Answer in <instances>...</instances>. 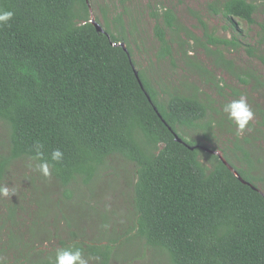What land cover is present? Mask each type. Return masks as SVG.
I'll return each mask as SVG.
<instances>
[{
  "label": "trees",
  "instance_id": "obj_1",
  "mask_svg": "<svg viewBox=\"0 0 264 264\" xmlns=\"http://www.w3.org/2000/svg\"><path fill=\"white\" fill-rule=\"evenodd\" d=\"M259 1L214 0L208 8L232 23L252 25L258 8L264 14ZM0 10L14 13L0 25V121L8 128V142L0 144V184L14 161L32 160L37 143L61 187L78 179L87 185L110 156L120 155L135 165L131 237L164 251L171 264H264V195L255 179L226 152L222 159L180 133L200 128L207 106L195 95L160 100L135 67L120 19L116 35L105 26V34L98 33L89 0H0ZM161 18L163 25L154 28L157 56L171 57L166 30L177 31L176 17L166 10ZM199 22L206 53L230 66L221 49L236 48L235 40L214 37ZM257 35L263 43L264 22ZM111 43H124L128 53ZM248 54L254 57L253 49ZM239 81L264 87V79L252 74ZM54 149L64 154L59 162L51 160ZM60 246L82 248L95 259L92 264H109L111 258L112 245ZM55 251L29 254L36 259L29 263L26 257L22 264H52Z\"/></svg>",
  "mask_w": 264,
  "mask_h": 264
},
{
  "label": "rangeland",
  "instance_id": "obj_2",
  "mask_svg": "<svg viewBox=\"0 0 264 264\" xmlns=\"http://www.w3.org/2000/svg\"><path fill=\"white\" fill-rule=\"evenodd\" d=\"M89 1L90 19L97 20L109 32L116 35L117 20H121L135 67L156 89L160 100L170 94L195 95L207 106L200 128H184L180 133L187 140L213 148L222 159L226 152L237 168L248 171L264 195V87L239 81L250 74L264 79V42L260 43L257 35L259 24L264 22L261 7L253 16L255 23L248 25L239 19L232 23L222 15L212 14L208 6L214 0ZM248 1L261 5L259 0ZM158 8L170 10L176 17L177 31L166 30L171 57L157 56L160 44L154 28L157 22L163 25L164 13ZM199 20L208 34L235 40L236 48L221 49L223 60L230 66L216 63L206 53L201 45L207 43L205 29ZM248 49H253L254 57ZM242 95L247 97L255 116L244 133L238 135L223 106ZM208 123L209 127H204ZM7 142L8 128L0 121V144ZM237 147L248 152L252 168L247 167L243 152ZM200 158L207 164L204 155ZM32 162L27 158L14 161L1 183L14 188L16 195L0 197V264H22L26 257L30 263L37 255L29 254L57 250L61 241L112 245L109 264H171L164 251L146 247L142 240L131 237L135 219L132 162L120 155L110 156L87 185L78 179L68 187H61L52 175L45 178L29 168ZM94 260L88 258V264Z\"/></svg>",
  "mask_w": 264,
  "mask_h": 264
},
{
  "label": "clouds",
  "instance_id": "obj_3",
  "mask_svg": "<svg viewBox=\"0 0 264 264\" xmlns=\"http://www.w3.org/2000/svg\"><path fill=\"white\" fill-rule=\"evenodd\" d=\"M166 11V9H159ZM14 13L12 11L0 10V25L7 24L12 18ZM223 112L226 114L228 120L232 121L237 130L238 135H242L249 123L254 119V112L248 103L246 96H240L238 99L231 100L223 106ZM36 154L32 157V163H29V168H34L45 178L51 175L50 165L43 157V145L37 143ZM63 152L60 149H54L51 152V160L59 162L63 159ZM16 195L15 189L6 185L0 184V197L11 198ZM52 264H88V258L85 257L84 251L80 247L67 246L59 248L55 251L54 260Z\"/></svg>",
  "mask_w": 264,
  "mask_h": 264
},
{
  "label": "water",
  "instance_id": "obj_4",
  "mask_svg": "<svg viewBox=\"0 0 264 264\" xmlns=\"http://www.w3.org/2000/svg\"><path fill=\"white\" fill-rule=\"evenodd\" d=\"M90 22L93 24V26L95 27V29H96V31H97L98 33H103V34H105V31H104L103 27H102L99 23H97V22L94 21V20H90ZM106 36H107L108 39H110L109 36H108L107 34H106ZM111 44H112L113 46H119V47L123 48V50H124L126 53H128V52H127V49H126V47H125V45H124V43H111ZM133 70L135 71L134 68H133ZM135 76H136V78H137V80H138V83H139L140 87L142 88V85H141V83H140V81H139V79H138L137 72H135ZM142 89H143V88H142ZM147 99H148L149 102H151L148 96H147ZM153 109H154V111L157 113L156 108H153ZM157 115H158L159 118H161L160 115H159L158 113H157ZM174 137H175V141H176V142H178V143H183L182 140H181L177 135L174 134ZM204 150H205V151H209L207 148H204ZM215 154H217V153L215 152ZM219 157H220V156H219ZM233 173H234V175H235L236 177H238V179H239L240 181H242V183L251 186L250 183L241 180L240 177L238 176V174H237L236 172H233ZM251 187L254 188V189H256V188L253 187V186H251Z\"/></svg>",
  "mask_w": 264,
  "mask_h": 264
}]
</instances>
